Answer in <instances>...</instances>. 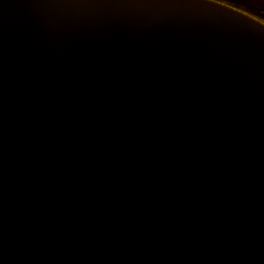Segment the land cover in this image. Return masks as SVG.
<instances>
[{"label": "water", "instance_id": "obj_1", "mask_svg": "<svg viewBox=\"0 0 264 264\" xmlns=\"http://www.w3.org/2000/svg\"><path fill=\"white\" fill-rule=\"evenodd\" d=\"M0 264H264V16L0 0Z\"/></svg>", "mask_w": 264, "mask_h": 264}, {"label": "rangeland", "instance_id": "obj_2", "mask_svg": "<svg viewBox=\"0 0 264 264\" xmlns=\"http://www.w3.org/2000/svg\"><path fill=\"white\" fill-rule=\"evenodd\" d=\"M235 7L254 12L264 16V0H235L238 4H234L230 0H221ZM240 3V4H239Z\"/></svg>", "mask_w": 264, "mask_h": 264}, {"label": "trees", "instance_id": "obj_3", "mask_svg": "<svg viewBox=\"0 0 264 264\" xmlns=\"http://www.w3.org/2000/svg\"><path fill=\"white\" fill-rule=\"evenodd\" d=\"M231 2H234V4H238L237 1L235 0H230ZM240 4V3H239Z\"/></svg>", "mask_w": 264, "mask_h": 264}]
</instances>
